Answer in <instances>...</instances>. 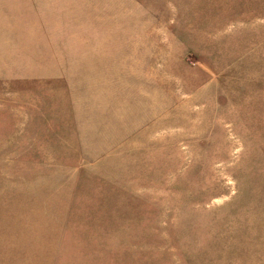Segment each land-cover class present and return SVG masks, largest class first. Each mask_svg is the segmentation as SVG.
<instances>
[{
  "label": "rangeland",
  "instance_id": "obj_1",
  "mask_svg": "<svg viewBox=\"0 0 264 264\" xmlns=\"http://www.w3.org/2000/svg\"><path fill=\"white\" fill-rule=\"evenodd\" d=\"M0 264H264V0H0Z\"/></svg>",
  "mask_w": 264,
  "mask_h": 264
}]
</instances>
